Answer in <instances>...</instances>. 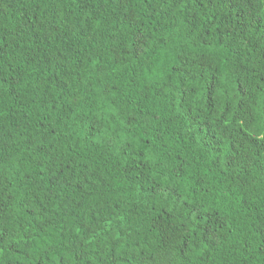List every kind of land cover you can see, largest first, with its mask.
Here are the masks:
<instances>
[{
	"label": "trees",
	"instance_id": "trees-1",
	"mask_svg": "<svg viewBox=\"0 0 264 264\" xmlns=\"http://www.w3.org/2000/svg\"><path fill=\"white\" fill-rule=\"evenodd\" d=\"M0 264H264V0H0Z\"/></svg>",
	"mask_w": 264,
	"mask_h": 264
}]
</instances>
